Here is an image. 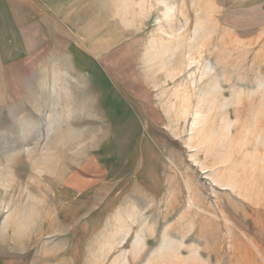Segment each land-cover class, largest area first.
<instances>
[{"label":"rangeland","instance_id":"374dc122","mask_svg":"<svg viewBox=\"0 0 264 264\" xmlns=\"http://www.w3.org/2000/svg\"><path fill=\"white\" fill-rule=\"evenodd\" d=\"M106 1L157 145L52 55L0 69V264H31L10 242L39 223L34 264H264V0ZM138 173L169 187L139 211Z\"/></svg>","mask_w":264,"mask_h":264},{"label":"crops","instance_id":"0c3cea01","mask_svg":"<svg viewBox=\"0 0 264 264\" xmlns=\"http://www.w3.org/2000/svg\"><path fill=\"white\" fill-rule=\"evenodd\" d=\"M106 2V0H0V69L17 66L22 59L26 62L39 51L42 52L41 65H50V61L46 59L52 55L53 68L57 71L64 72L68 78H72L71 75L85 77L90 83L92 97L120 99L115 100L107 111L116 115L115 119H112L114 123L122 125L130 122V112H133V118L137 121L132 119L139 125L136 127L141 131L136 134L135 145L143 147L148 144L146 138L152 139L148 136L150 125H154L155 122L157 124V121L153 120L150 114L147 116L140 114L145 112L138 109L142 101L137 99L140 96L133 94L129 85H124L127 90L119 88L123 79L115 73L106 49L109 34L114 30L111 19L113 17L108 12ZM125 82H129V78L125 79ZM131 98L134 100H130ZM160 128L165 129V126ZM131 172L128 170V175ZM134 177L131 194L135 198H129L133 203L128 202L137 211L145 207L141 204L153 199L160 200L168 192L169 187L147 185L144 179L146 177L140 173ZM123 199L127 201L128 198L125 196ZM95 209H92L91 214ZM110 213L107 212L105 216L107 225L115 217L113 207ZM11 222L12 219H5L0 225V232L3 229L7 230ZM33 225L35 226L32 229L33 234H27L25 238L19 239L24 233L19 236L16 231L15 239L10 242V245L15 243L16 247L9 250L17 258L28 254V257L32 258L31 264L35 263L36 257V254L33 255L30 251L34 246L35 234L39 233L40 228L43 230L40 223ZM96 237L97 232L95 236H91V240L95 238L96 241ZM110 247L112 251V245ZM106 248L108 249V245ZM108 254L106 250L105 255Z\"/></svg>","mask_w":264,"mask_h":264}]
</instances>
